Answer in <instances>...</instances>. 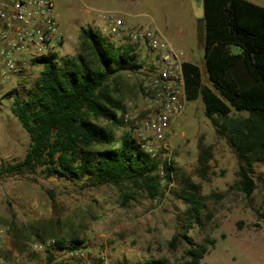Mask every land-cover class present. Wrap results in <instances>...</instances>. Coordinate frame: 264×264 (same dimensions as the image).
<instances>
[{"label": "rangeland", "instance_id": "1", "mask_svg": "<svg viewBox=\"0 0 264 264\" xmlns=\"http://www.w3.org/2000/svg\"><path fill=\"white\" fill-rule=\"evenodd\" d=\"M247 1L264 7V0ZM56 2L65 39L57 49L59 59L83 54L95 60L81 33L94 29V20L105 23L95 13L81 11L82 3L104 11L141 13L145 16L133 23L156 24L189 62L201 68L203 83L213 88L205 63V25L196 21L190 0ZM147 53L143 48L142 55ZM39 68L42 72L45 65ZM110 85L132 121L125 128L101 118L94 121L113 128L118 139L124 133L135 138V124L144 118L148 105L142 88L128 72L117 73ZM34 89V83L15 81L0 95V170L23 160L30 147V136L12 108L17 98H27ZM14 90L17 94L9 97ZM205 112L202 98L187 101L171 135L174 180L163 181V195L155 199L128 183L94 187L88 181L49 176L46 166L22 175H0V264H146L152 260L186 264L187 252L202 246L208 247V253L200 264H264V164L250 168L256 188L246 195L239 188L240 161L235 150L217 134ZM193 186H200L205 204L197 220L183 198L184 190ZM128 195L135 199L126 202ZM55 240L64 241L66 248L54 247ZM75 240L83 244H74Z\"/></svg>", "mask_w": 264, "mask_h": 264}, {"label": "trees", "instance_id": "2", "mask_svg": "<svg viewBox=\"0 0 264 264\" xmlns=\"http://www.w3.org/2000/svg\"><path fill=\"white\" fill-rule=\"evenodd\" d=\"M204 7L205 63L213 88L203 83L201 68L187 62L186 97L204 101L205 114L217 134L235 150L240 161L239 188L250 196L256 188L250 168L264 164V7L247 0H205ZM81 38L94 62L83 54L43 58L40 62L45 69L35 89L27 98L15 100L12 111L31 144L24 159L3 167L0 175H22L46 166L49 176L88 181L94 187L128 183L155 199L163 195L162 182L173 181L172 168L166 165L162 170L161 161L145 152L130 133L118 139L113 128L94 121L101 118L113 127H126L123 114L127 109L114 97L110 79L139 69V55L132 46L117 48L92 28L83 29ZM16 94L14 90L8 96ZM193 187L184 190L183 198L192 206V219L197 220L205 204L200 186ZM134 199L132 195L125 198L126 202ZM184 238L193 244L191 238ZM73 243L83 244L79 240ZM53 246L66 248L61 240H55ZM207 253V246L192 248L186 264H200Z\"/></svg>", "mask_w": 264, "mask_h": 264}, {"label": "built area", "instance_id": "3", "mask_svg": "<svg viewBox=\"0 0 264 264\" xmlns=\"http://www.w3.org/2000/svg\"><path fill=\"white\" fill-rule=\"evenodd\" d=\"M80 6L81 11L93 12L104 21L105 26L93 22L99 33L138 53L140 68L126 72L137 79L148 105L144 118L135 124V139L153 159L161 161L162 170L166 165L172 168V178L171 135L186 110L184 63L189 59L156 24L133 23L145 14ZM64 41L56 0H0V95L15 81L36 84L40 60L57 54ZM143 48L147 55H142ZM123 121L131 123L129 113L123 114Z\"/></svg>", "mask_w": 264, "mask_h": 264}, {"label": "water", "instance_id": "4", "mask_svg": "<svg viewBox=\"0 0 264 264\" xmlns=\"http://www.w3.org/2000/svg\"><path fill=\"white\" fill-rule=\"evenodd\" d=\"M197 22L205 21V0H190Z\"/></svg>", "mask_w": 264, "mask_h": 264}, {"label": "crops", "instance_id": "5", "mask_svg": "<svg viewBox=\"0 0 264 264\" xmlns=\"http://www.w3.org/2000/svg\"><path fill=\"white\" fill-rule=\"evenodd\" d=\"M181 50V49H180ZM182 51V50H181ZM183 52V51H182Z\"/></svg>", "mask_w": 264, "mask_h": 264}]
</instances>
